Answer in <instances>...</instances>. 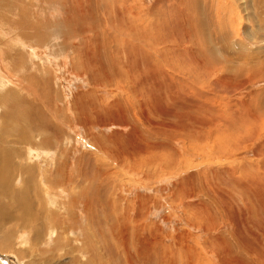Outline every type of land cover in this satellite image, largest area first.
<instances>
[{
	"label": "rangeland",
	"instance_id": "1",
	"mask_svg": "<svg viewBox=\"0 0 264 264\" xmlns=\"http://www.w3.org/2000/svg\"><path fill=\"white\" fill-rule=\"evenodd\" d=\"M88 1L0 0V264H264V0Z\"/></svg>",
	"mask_w": 264,
	"mask_h": 264
},
{
	"label": "bare ground",
	"instance_id": "2",
	"mask_svg": "<svg viewBox=\"0 0 264 264\" xmlns=\"http://www.w3.org/2000/svg\"><path fill=\"white\" fill-rule=\"evenodd\" d=\"M73 1V0H72ZM183 2H186V3H189V4H187L186 5V9H187V11H191L192 13L194 12V9H196L198 6H199V4H198V2H197V0H182ZM203 1H208V0H203ZM15 2V1H14ZM217 2H219V1H217ZM49 3V2H48ZM107 3V2H106ZM202 4H206V3H202V1H201V3H200V5L202 6ZM207 4H208V2H207ZM16 5V4H15ZM47 6V5H46ZM80 6H82L81 7V10H84V11H81V13L82 12H84V14L86 15L87 14V12H89L88 14H90V18H87V15H86V20H84V23H86L87 24V26L88 27H90V29L91 30H96V28L100 25V20L98 21V18H97V21L96 22H94L93 20H88V19H92L94 16H95V14L97 13V12H95V9H94V7H93V5H91L90 4V0L88 1V5L86 6V2H85V5L83 6V5H80ZM121 6V5H120ZM50 7V6H49ZM52 7V6H51ZM105 7H106V5H105ZM200 7V6H199ZM107 9V8H106ZM48 10H50V9H48ZM73 12H74V14H76V15H78L79 13H77L76 12V10H74V9H71ZM79 10V9H78ZM77 10V11H78ZM4 11V10H3ZM71 11V12H72ZM100 11H102V10H100ZM108 11H109V9H108ZM133 11V10H132ZM46 12V11H45ZM99 12V11H98ZM103 12V11H102ZM16 13V12H15ZM20 13V12H19ZM35 13V12H34ZM137 14V13H136ZM45 15V14H44ZM82 15V14H81ZM15 16V15H14ZM14 16H12V17H14ZM99 16V15H98ZM96 17H97V15H96ZM88 22H91L92 24H89L88 25ZM44 23V22H43ZM17 26H18V28L20 29V28H22L21 30H23V32H24V30L26 31V30H31L32 31V33L30 34V33H25V34H22V36L24 35V36H26L27 38H33L34 39V37H36L35 39H34V41L35 40H39V36L38 35H40V34H38V32H35V26L32 24V23H27V24H25V26H24V28H23V26H21L20 24H18V21H17ZM32 24V25H31ZM19 25H20V27H19ZM102 25V24H101ZM40 26H41V24H40ZM85 26V25H84ZM88 27H86V28H88ZM162 27V26H161ZM164 27V26H163ZM196 27H197V31L199 32L200 31V33L201 32H203V27L204 26H202L201 27V25L198 23V24H196ZM205 27H206V25H205ZM37 28V27H36ZM43 28V27H42ZM41 28V29H42ZM48 28V27H47ZM162 30V29H161ZM164 30V29H163ZM162 30V31H163ZM97 32V31H96ZM90 33V32H89ZM88 33V36L89 35H91V34H89ZM204 33V32H203ZM202 33V34H203ZM93 34V33H92ZM98 34V33H97ZM101 35H103V33H100V36ZM21 36V35H20ZM21 36V37H22ZM93 36H95V35H93ZM92 36V37H93ZM37 37H39V38H37ZM200 37H202V35L201 34H199L198 35V38H200ZM101 38H103V37H100V39ZM25 39V38H24ZM33 39L31 40V41H33ZM91 39V38H90ZM89 39V40H90ZM93 39V38H92ZM88 40V41H89ZM96 40H97V38H96ZM26 41H28V40H26ZM42 41V40H41ZM94 41V40H93ZM102 41V40H101ZM204 41H205V43H204ZM36 42V41H35ZM97 43V42H96ZM88 48H86V46H84V48L83 47H81V49L79 50V52H82V53H79V55H78V57H82V56H85V52H86V50H87ZM115 49V48H114ZM199 49V51L201 52V54H202V56L204 55V57L203 58H205V62H206V60L209 62V64H211V63H214V64H216L217 62H219L220 61V58H219V56H218V54H217V52L213 49V47H212V49H210L209 48V46H208V42L206 41V39H204L203 40V43L201 42V47H199L198 48ZM130 50H131V48H130ZM129 50V52H132L133 53V51L131 50L130 51ZM135 50V49H134ZM116 51V50H115ZM106 52V51H105ZM108 52V51H107ZM106 54H109L110 56H113V57H115L114 55H111L109 52L108 53H106ZM200 54V53H199ZM148 55V54H147ZM90 57L87 59V61H94V60H98V58H99V56L97 55V54H95V53H90V55H89ZM201 56V55H200ZM101 59V58H100ZM152 60V59H151ZM153 61H154V59H153ZM153 61L151 62V63H153ZM157 62V61H156ZM144 63H145V61H144ZM146 63H147V61H146ZM206 64H208L207 62H206ZM146 65V64H145ZM151 65V64H150ZM150 65H149V67H150ZM160 67L162 66V64L161 65H159ZM92 66L90 65L89 66V68L88 69H90ZM151 68H152V65H151ZM103 68H101V70H102ZM154 69V68H153ZM156 69V68H155ZM161 69H162V67H161ZM164 69V68H163ZM104 71V70H103ZM147 71H149L150 72V70H147ZM162 71V70H161ZM160 73V72H159ZM158 73V74H159ZM165 73V72H164ZM177 74V73H176ZM46 75V74H45ZM44 75V76H45ZM166 76H167V74H165ZM44 78V77H43ZM47 79V78H46ZM31 80V79H30ZM47 81V80H46ZM45 81V82H46ZM13 82V81H12ZM18 86V85H17ZM16 86V87H17ZM20 88V87H19ZM22 88H24V87H22ZM21 88V89H22ZM21 89H20V91H21ZM48 90V89H47ZM25 91V90H24ZM49 91V90H48ZM51 92V91H50ZM49 92H47V94H48ZM19 94V93H18ZM51 94V93H50ZM50 94H49V96H50ZM52 95V94H51ZM47 97H48V95H47ZM49 98V97H48ZM31 98L30 97H28L27 99H26V101H23L22 103H24L25 105L24 106H21V105H19L18 107H20V112H19V114H18V117H17V119L18 118H20L22 121H24L23 122V124H24V127H25V130H24V132L23 133H21L20 134V128L17 130L16 129V127H14L13 125H11L10 126V124H12V122H14V119H12L11 120V122L9 123V128L6 130V131H8L7 132V135L5 134V133H2V134H0V145L1 144H6V142H7V140H9V141H12L13 143H15L14 142V138L16 137V136H18V138L20 137V144L21 145H28V144H33V141H34V139H32L31 137L29 138L27 135H25V134H27V129L29 128V127H32V126H34V127H37V128H40V129H42V128H45V127H47V126H49V128H50V131H52V133H51V139H49V138H44V139H42V140H40L41 142L40 143H42L41 145H43V147H46V148H49V146L48 145H51V142H54L55 143V141L52 139L53 138V136H55V135H53L52 136V134L55 132V130L58 128H56L55 126H54V124H51L50 125V122H46V121H43L42 119H41V115H39L40 114V112H38L36 115L34 114V113H29V110L32 108V104H31V100H30ZM86 100V99H85ZM20 102V101H19ZM89 105V104H88ZM87 105V106H88ZM120 104H118V105H116V106H119ZM78 106V105H77ZM113 106V105H112ZM111 106V107H112ZM121 106V105H120ZM119 106V107H120ZM18 107L16 106V108H17V110H18ZM104 108V107H103ZM34 110H36V108H34ZM38 111V110H37ZM42 114V113H41ZM106 114V113H105ZM12 117V116H11ZM4 118V117H3ZM13 118V117H12ZM23 118H25V119H23ZM19 121V120H18ZM15 123V122H14ZM13 123V124H14ZM7 126V127H8ZM4 129V128H3ZM58 130V129H57ZM60 130V129H59ZM59 130H58V132H59ZM0 131H2V130H0ZM60 133V132H59ZM57 134V133H56ZM59 135V134H58ZM60 136H58V138H59ZM55 138V137H54ZM58 138H55V140H58ZM26 140H29L28 142H25ZM18 145H19V143H17ZM58 144V143H57ZM57 144H56V146H57ZM41 145H40V147H41ZM1 146H3V145H1ZM61 153V152H60ZM49 155V154H48ZM29 159V158H28ZM46 160H47V158H46ZM50 161V160H49ZM0 162H2V158H1V156H0ZM29 165V164H28ZM25 167V166H24ZM22 168V167H21ZM20 168V169H21ZM29 168H31L30 166H29ZM59 168V167H58ZM32 169V168H31ZM26 170H28V169H26ZM11 173H17L16 174V178L17 177H21L22 176V173H21V170H19L18 168L16 169V168H12L11 170ZM13 171V172H12ZM25 174V173H24ZM61 174V173H60ZM29 177V176H28ZM27 177V178H28ZM32 176H30L29 177V179L31 178ZM52 184H54V183H52ZM62 185V184H61ZM5 188V187H4ZM14 189V188H13ZM12 193H13V191H12ZM8 197V196H7ZM11 202H14V201H11ZM1 210V209H0ZM23 220H25V219H23ZM15 221H17V220H15ZM26 221V220H25ZM55 221V220H54ZM23 222V221H22ZM79 229H81L80 227H79ZM82 233V232H81ZM84 235V234H83ZM1 236V235H0ZM85 236V235H84ZM89 237H90V235H89ZM85 238V237H84ZM86 239V238H85ZM116 239V238H115ZM82 240V239H81ZM86 240H88V239H86ZM90 242V241H89ZM83 243H87V241L86 242H83ZM89 244V243H88ZM88 244H87V246H88ZM92 244V243H91ZM6 245V244H5ZM5 245H4V247H5ZM86 246V245H85ZM90 246V245H89ZM93 246V245H92ZM91 247V246H90ZM85 248H87V247H85ZM235 249V248H234ZM89 252H90V250H89ZM1 257V256H0ZM144 257V256H143ZM105 259V258H104Z\"/></svg>",
	"mask_w": 264,
	"mask_h": 264
},
{
	"label": "crops",
	"instance_id": "3",
	"mask_svg": "<svg viewBox=\"0 0 264 264\" xmlns=\"http://www.w3.org/2000/svg\"><path fill=\"white\" fill-rule=\"evenodd\" d=\"M11 63H12V69H14V71H15L14 64H13V59H11ZM14 71H13V73H14ZM2 72H3V68H2ZM1 79H4V76H2ZM1 79H0V80H1ZM16 79H17V78H16ZM8 81H9V79H8ZM13 82H14V79H13ZM2 85H3V84L0 83V89H1ZM17 98H18V97H16V96H11V95L8 96V101H10V103H11L10 105H12L11 108L16 107V106H15V101H16ZM1 100H4V99H3V96L0 97V102H1ZM1 104H3V102H1ZM1 150H2V149H1ZM2 151H4V150H2ZM1 171H3L2 168H1ZM3 172H4V171H3ZM1 177H5L4 174H0V178H1Z\"/></svg>",
	"mask_w": 264,
	"mask_h": 264
},
{
	"label": "water",
	"instance_id": "4",
	"mask_svg": "<svg viewBox=\"0 0 264 264\" xmlns=\"http://www.w3.org/2000/svg\"><path fill=\"white\" fill-rule=\"evenodd\" d=\"M3 264H5V263H3Z\"/></svg>",
	"mask_w": 264,
	"mask_h": 264
}]
</instances>
